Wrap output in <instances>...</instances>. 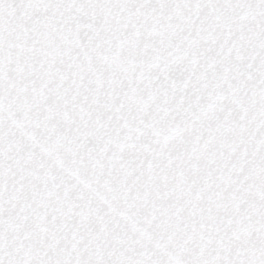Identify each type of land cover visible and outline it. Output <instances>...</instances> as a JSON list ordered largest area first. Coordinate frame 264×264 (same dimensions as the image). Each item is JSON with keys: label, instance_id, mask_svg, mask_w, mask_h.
Returning a JSON list of instances; mask_svg holds the SVG:
<instances>
[{"label": "water", "instance_id": "1", "mask_svg": "<svg viewBox=\"0 0 264 264\" xmlns=\"http://www.w3.org/2000/svg\"><path fill=\"white\" fill-rule=\"evenodd\" d=\"M0 264H264V0H0Z\"/></svg>", "mask_w": 264, "mask_h": 264}]
</instances>
